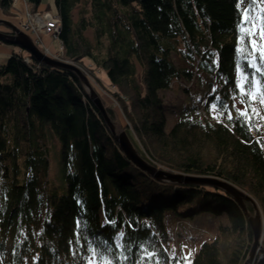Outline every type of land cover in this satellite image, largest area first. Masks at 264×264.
Listing matches in <instances>:
<instances>
[{
    "label": "trees",
    "instance_id": "obj_1",
    "mask_svg": "<svg viewBox=\"0 0 264 264\" xmlns=\"http://www.w3.org/2000/svg\"><path fill=\"white\" fill-rule=\"evenodd\" d=\"M40 1L28 0L29 8L37 10ZM12 3L0 0L3 14ZM54 4L63 60L79 67L87 79L105 71L104 89L125 124L115 104L103 101L105 111L142 158L173 173L223 179L257 203L262 235L251 264H264L260 95L251 103L255 111L249 117L237 118L236 111L249 107L248 63L260 64L264 72L258 53L253 60L252 37L241 30L254 23L255 38L264 43L259 39L264 0ZM246 16L252 23H244ZM0 31L14 32L3 24ZM5 75L12 76L10 82L2 81ZM257 79L264 90V75ZM176 80L193 86L181 88L177 109L171 103L176 118L169 128L170 102L163 92ZM47 129L60 140L64 192L48 177ZM245 205L253 213L251 203ZM167 212L188 219L226 217L217 223L214 237L202 239L189 264H244L249 257L252 230L231 194L210 184L163 182L143 172L119 148L73 71L40 63L22 48H12L0 60V264H86L89 254L76 245L77 235L85 246L96 241L106 249L105 238L121 233L130 250L116 253L113 247L102 264H113L115 255L121 260L128 256L124 264H176L182 259L171 248ZM140 246L151 260L140 261Z\"/></svg>",
    "mask_w": 264,
    "mask_h": 264
},
{
    "label": "rangeland",
    "instance_id": "obj_2",
    "mask_svg": "<svg viewBox=\"0 0 264 264\" xmlns=\"http://www.w3.org/2000/svg\"><path fill=\"white\" fill-rule=\"evenodd\" d=\"M27 3V7L29 8L28 0H25ZM21 2V11L17 13L15 10L16 5ZM39 8H45L48 11H52V13H56V7L54 4V0H41L39 4ZM8 10V14H3L2 9H0V19H5L13 23L19 30H24L23 25L26 24V19L24 15H26L25 6L22 0H16V2L12 3V6ZM4 26V25H3ZM7 27V26H6ZM10 28V27H8ZM11 29V28H10ZM12 30V29H11ZM27 31V30H26ZM88 35L90 33L88 32ZM38 46L41 50L47 52L50 57H58L60 60H63L64 50L60 49V44L58 43L57 39L53 36L45 33H41L38 39ZM14 48L15 50L18 48L13 44H7L3 41H0V60L5 59L7 56L10 55V50ZM64 61V60H63ZM12 76L5 75L2 77V81L4 82L8 80L10 82ZM88 81L90 82L91 86L93 87L94 91H96L101 100L104 101L106 104H115V110L118 111V105L116 102L113 101L109 91L107 92V81L105 79V71L100 69L97 71V79L95 77H89ZM191 83H186L185 81H173L172 85L163 92L164 98L167 99L170 104L167 105V109L169 112L168 117V127L171 128L175 122L176 114L172 113V105L171 103L175 102L173 108L177 109L179 107V101L181 97H183L181 93L182 87H192ZM119 115L121 116L120 111H118ZM121 124H125L124 119L122 116L120 117ZM117 129L118 131L121 130ZM45 140L46 146L48 147L47 150V157H48V177L50 179L51 185L60 192H64L65 189V178L63 177V171L61 167V146L60 140L57 136H55L52 130H48L45 133ZM167 170V169H166ZM254 202V200H253ZM257 207V203L254 202ZM253 206V204H251ZM258 209V207H257ZM254 210V206H253ZM259 211V209H258ZM261 213V212H260ZM253 214V213H252ZM166 221L167 227L169 228V232L171 235V248L173 249V254H176L178 258L181 257V261H177L176 264H189L190 263V256L193 252H196L199 249V245L202 239H209L214 237L215 229L217 223L221 220H224L226 217L221 216V219L214 217L212 215L200 214L199 217H192V218H182L180 216H175L173 213L167 212L166 213Z\"/></svg>",
    "mask_w": 264,
    "mask_h": 264
},
{
    "label": "water",
    "instance_id": "obj_3",
    "mask_svg": "<svg viewBox=\"0 0 264 264\" xmlns=\"http://www.w3.org/2000/svg\"><path fill=\"white\" fill-rule=\"evenodd\" d=\"M0 24H3L7 27H10L14 32L13 33H3L0 31V40H4L7 43H11L17 45L20 49H24L29 53L31 57H33L36 61L40 63H45L49 66H56L59 68H65L70 71H73L77 74L80 81H82L83 87L85 91H87L89 98L95 104L96 108L101 112L107 127L112 133L115 142L118 144L119 148L123 151V153L128 157V159L136 164L143 172L145 171L147 174H150L154 179L159 181H169V182H179V183H201L206 185H214L217 187L222 188L224 191L231 194L237 203L243 208L244 212L247 215L248 224H250L253 234V242L251 250L248 254V258L244 261V264H251L253 260V254L256 247L259 244V240L261 238V231H262V223H261V213L258 211L256 205L253 202V199L246 194L245 192L240 191L237 189L232 183L226 182L223 179H217L213 177H196L192 175H185L182 173H173L169 170L160 169L157 166H153L149 164L144 158H142L139 153H137L133 143H131L127 132L123 129L117 130L114 123L111 122L110 117L108 116L107 112L105 111V107L103 101L99 94L94 91L93 87L91 86L90 82L87 79V76L80 70L79 67L73 65L71 62L67 60H59L56 58H52L48 56L45 52L40 51L39 48L34 43L29 35L24 32L23 30H19L13 23L8 20L0 19ZM245 201L253 204L254 211L253 214L250 213L245 205Z\"/></svg>",
    "mask_w": 264,
    "mask_h": 264
},
{
    "label": "snow or ice",
    "instance_id": "obj_4",
    "mask_svg": "<svg viewBox=\"0 0 264 264\" xmlns=\"http://www.w3.org/2000/svg\"><path fill=\"white\" fill-rule=\"evenodd\" d=\"M244 23H252V22L249 21L247 19V16H246ZM241 30L244 32H247V34L250 37H252L250 39L249 43H250V46H251L252 51L254 53L253 60L257 59L255 53H258L259 61L264 62V43L258 44L257 38H255L256 37V25L254 23H252L251 28H249V29L242 28ZM241 38L243 39V37H241ZM259 39L264 40V24H262L259 28ZM247 67L252 69L250 79H248L246 77V80L251 85L250 92L245 93L246 95L250 96L249 107H245L243 110L236 109L237 114H238L237 118L249 117L250 112L255 111V109H252L250 107V105L252 102L256 101L258 94L261 97L259 100V103L264 105V90H262V88L260 86V80L257 79V75L258 74L264 75V72H262V68H261L260 64H258V63H248ZM239 87H240V91L242 93H244L243 85H240ZM213 91H215V89H213ZM210 95H211V93H210ZM215 99L219 100V97H216ZM210 107L212 109H216L217 104L211 103ZM217 118H219V116ZM227 119L229 121L234 119L231 111L227 112ZM108 226L109 225H107V224H102L100 227L105 228ZM129 227H131V226H129ZM97 235H100V234H97ZM117 240H120L121 242L117 243L116 242ZM75 243L78 246V248L80 249V251H86L89 254V256L86 260V264H102L105 253L109 256L113 255V247L115 248L116 253H122V252L130 250V249H127L125 244L123 243V234L122 233L120 234V236L114 235L111 240H109L108 238H105L104 243L106 245H109L106 249H100L99 244L96 241H88L87 246L81 244L79 235H77ZM140 251H141V255H140V261L141 262H143L144 260H151V257H149L146 254L147 249L140 246ZM128 259H129L128 256H124L123 260H121L120 255H115L113 264H124V261H127Z\"/></svg>",
    "mask_w": 264,
    "mask_h": 264
},
{
    "label": "built area",
    "instance_id": "obj_5",
    "mask_svg": "<svg viewBox=\"0 0 264 264\" xmlns=\"http://www.w3.org/2000/svg\"><path fill=\"white\" fill-rule=\"evenodd\" d=\"M26 24L23 28L27 30L30 34L35 37L38 41V36L41 32L49 33L50 35L56 37L58 32L59 22L58 18L53 15V13L46 10H36V11H26ZM60 49L63 48L61 42L59 41ZM27 60V58L25 59Z\"/></svg>",
    "mask_w": 264,
    "mask_h": 264
},
{
    "label": "bare ground",
    "instance_id": "obj_6",
    "mask_svg": "<svg viewBox=\"0 0 264 264\" xmlns=\"http://www.w3.org/2000/svg\"><path fill=\"white\" fill-rule=\"evenodd\" d=\"M16 2V0H14V3ZM25 2V11H28V12H30V11H36V10H29L28 8H27V3H26V1H24ZM18 5V4H17ZM16 5V6H17ZM46 10V11H48L47 9H45V8H38L37 10ZM48 12H50V11H48ZM52 12V11H51ZM50 12V13H51ZM53 15L54 16H56L57 18H58V22L60 23V18L58 17V15H57V13H53ZM24 17L26 18V15H24ZM24 31V30H23ZM24 32H26L28 35H29V37L32 39V40H34V43L36 44V46L39 48V46H38V41L37 40H35V37L32 35V34H30L28 31H24ZM41 33H45V32H41ZM40 33V34H41ZM39 34V35H40ZM46 34V33H45ZM47 34H49V33H47ZM50 35V34H49ZM51 37H52V35H51ZM54 37V36H53ZM55 39H57V36L56 37H54ZM38 39H39V36H38ZM57 41H58V43H59V39H57ZM14 45V44H13ZM17 46V45H16ZM18 47V46H17ZM19 48V47H18ZM20 49V48H19ZM63 49V48H62ZM39 50L40 51H43V52H45L44 50H41L40 48H39ZM46 54H47V52H45ZM29 54V53H28ZM48 55V54H47ZM30 56V55H29ZM49 56V55H48ZM27 58V61L29 60V57H26ZM25 58V59H26ZM53 58H56V59H59L58 57H53ZM60 60V59H59ZM84 73V72H83ZM85 74V73H84ZM169 182V181H168ZM245 213V212H244ZM247 216V215H246ZM247 222H248V219H247ZM251 227V226H250ZM252 230V229H251ZM258 247V246H257ZM257 247H256V249H257ZM255 249V250H256Z\"/></svg>",
    "mask_w": 264,
    "mask_h": 264
},
{
    "label": "crops",
    "instance_id": "obj_7",
    "mask_svg": "<svg viewBox=\"0 0 264 264\" xmlns=\"http://www.w3.org/2000/svg\"><path fill=\"white\" fill-rule=\"evenodd\" d=\"M24 1H25V0H22L23 4H24V6H25V2H24ZM21 5H22V4H21V2H20L19 5L16 6L15 10L17 11V13H19V12L21 11V8H20Z\"/></svg>",
    "mask_w": 264,
    "mask_h": 264
}]
</instances>
